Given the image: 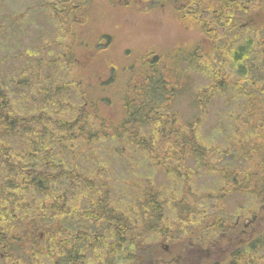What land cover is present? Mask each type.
<instances>
[{"label": "rangeland", "instance_id": "rangeland-1", "mask_svg": "<svg viewBox=\"0 0 264 264\" xmlns=\"http://www.w3.org/2000/svg\"><path fill=\"white\" fill-rule=\"evenodd\" d=\"M67 1L65 11L70 8L75 10L71 15L72 22L54 18L56 15H52V11L48 9L47 6L55 7L60 12L59 0H0V81L11 91L13 109L18 113L32 112L40 118L61 116L74 120L79 108L84 106L91 110L89 105L92 103V110L97 111L94 113L107 126H119L125 119V97L136 82H133L132 74H141L145 68H149L152 60L163 70L169 82L173 80L171 82L175 86L170 106L164 111H156V117H174L181 129H186L188 123L199 121L198 125L201 126L197 133L207 155L200 161L188 154V158L178 166L168 158L169 142L154 148L152 157L145 152H132L129 147L120 151L119 145L122 140L127 139V133L124 134V139L120 138L116 142L113 130L108 128L105 141H98L93 147L92 151L96 154L93 158L94 161L97 159L98 166L105 165L104 181L112 206L125 211L131 219H141L142 216L145 218V221L142 220L144 224L136 222L131 232L133 241L144 240L149 243L147 249L152 250V254L157 251L164 254L165 250L160 245L169 243L170 238L193 241L195 245L203 246L213 234L219 237L227 227L233 225L238 214L250 216V213L256 212L261 199L258 193L261 190H257L255 186L263 182V177L254 180L253 172L250 171L248 180H233L228 173L233 171L230 163L233 166L241 165V173L248 167L256 168L258 163L262 164L264 136L260 126L264 122V103L256 95H252L251 100L245 94H240L239 90L227 91V88H221L213 95L209 107L203 109L198 108L200 102L197 90L211 81L210 71L224 77L226 82H221L227 87L231 86L230 83L245 85L252 81L249 78H255V85L260 86L259 77L264 79V73L258 71L250 76L252 67L258 63L260 51L264 52V0L254 2L253 6L261 3L259 9L239 12L234 19L233 15L224 12L221 21H232L229 34L215 21L209 22L210 32H205V4L202 0H196L201 2L199 5L188 3V0H162L159 4L154 0ZM205 2L213 4V8H220L222 5L220 0ZM249 2L247 0V4ZM230 4H233L232 0ZM191 5L197 6L191 11ZM235 20L236 25H245L236 29ZM215 36L218 37L213 39ZM222 39L225 42L232 39V47H246L249 59L245 60L244 65L236 66L226 58L225 53H220ZM144 55L151 57L143 59ZM61 59H68L69 62L65 63ZM262 62L264 65V60ZM248 65H252L251 68ZM53 67L55 69L52 70ZM21 75L27 83L17 86L16 79ZM245 101H249L246 103L247 107ZM81 113V116L87 117L85 113ZM152 125L153 123L147 126ZM41 127L44 129L45 125L42 124ZM48 129L54 127L48 126ZM8 140L14 152L18 153L23 149L17 136L9 137ZM123 144L127 145L125 142ZM240 145L242 152L252 153L255 159L250 161L241 157L240 149L236 148ZM61 147L57 145L56 148L58 150ZM63 150H58V155L66 162L69 160V166L85 173L94 168L92 160L79 156L70 160V150H67L68 153ZM238 159H241L240 164L236 163ZM166 166L169 167V172L163 169ZM171 174L181 176L172 179ZM248 182L255 189L252 196L235 190L237 187L244 188L243 184ZM65 187V182L60 183L58 189L62 192ZM68 190L74 196L72 199L67 197L71 199L69 203H78V188L74 186ZM150 192L159 194L162 203L160 228L151 226L146 214L149 211ZM75 206L74 209L78 208V211L83 207ZM214 214L221 216L222 220L216 221ZM73 215H76L75 212ZM54 218L38 225L35 234L43 232L44 227ZM37 223L41 224L40 221ZM67 223L72 224L73 221ZM213 225L218 230L209 234ZM51 226L59 231L61 229L57 221L51 223ZM111 229L112 227L98 224L90 230L91 233L80 230L76 234L77 229L70 230V234L86 237L88 241L85 246L76 243L80 255L86 252L85 248L93 247L82 261L91 258L93 264L133 262V258L127 259L122 254L100 259L105 254L106 245L97 239L102 234L109 237ZM138 231L143 232V236L134 238ZM18 234L17 229L10 233L16 237ZM187 236L192 241L187 240ZM33 239L30 236L29 242L33 243L26 244L17 241V248L7 249L8 256L0 254V264H28L29 261L32 264H54L52 258L44 254L32 258L31 245L36 246ZM66 239L69 240L70 235H66ZM107 240L104 239L105 242ZM73 241L70 243L73 244ZM258 251L259 253L251 252L248 256L254 255L259 259L258 262H262L260 259L264 258V249L262 251L261 247ZM50 252L46 253L50 255ZM221 255L224 254L218 252L212 258L202 257L205 259L203 264L228 262L227 255H224L223 261H219ZM58 260L55 258L54 261L58 263Z\"/></svg>", "mask_w": 264, "mask_h": 264}, {"label": "trees", "instance_id": "trees-1", "mask_svg": "<svg viewBox=\"0 0 264 264\" xmlns=\"http://www.w3.org/2000/svg\"><path fill=\"white\" fill-rule=\"evenodd\" d=\"M115 1V0H112ZM127 2L130 0H126ZM149 1V0H146ZM157 4L162 0H154ZM222 5L220 8H213L214 5L205 0L201 2L205 5V11L203 19L205 18V26L203 27L206 33L210 30L209 22L215 21L217 24L224 27L229 34L232 27V21L230 19L221 21L223 13L227 12L229 15H233V19L236 18V14L239 12H253L260 8L259 6H253L254 2L250 5L242 2L241 0H232L233 4H230V0H220ZM61 2V11L59 12L55 7L47 6L52 15H56V19H61L63 22H72V16L74 9L70 8L65 11V5L67 0H59ZM200 3L196 0H188V3ZM133 3V2H132ZM197 5H192L193 7ZM73 12V13H72ZM72 15V16H71ZM232 19V20H233ZM249 22V21H248ZM213 23V22H212ZM236 25V20L234 21ZM248 24V23H247ZM243 26L238 23L236 29ZM236 34L233 35L235 37ZM215 36L213 39H216ZM233 40L225 42L223 39L220 41V45L223 46L220 53H225L226 58L236 66L244 65L245 60H248V51L246 47H232ZM264 52L261 50L258 55V63L251 69L252 77L258 71L264 73V65L262 57ZM65 55H63L64 57ZM143 59L151 57V55H144ZM206 61L208 55L205 56ZM140 59V57H139ZM67 63L69 61L61 59ZM249 64V63H248ZM252 65H248L251 68ZM135 84L130 88L129 94L126 95L124 100L125 119L119 126H107L98 116L94 113V104L89 102L87 104L91 107V110L87 107L79 108L76 112L78 116L73 120L64 119L61 116L56 118L36 116L32 112L29 114L18 113L14 110L11 103V91L7 89L0 81V254L1 256H8L7 249L14 250L17 241H22L23 244L29 243L30 236L34 237V241L38 242L39 234L43 233V244H38V248H33L32 258L40 256L42 253L44 256L52 258L54 264L55 258H59L58 248L65 250L63 256H67L72 250L71 239L73 237L70 234L71 229H77L76 231H83V229L93 228V224L96 221H100L102 224L106 223L113 225V229L109 236L111 237H124L122 238L125 247L134 246L139 248L137 255H152V250L146 248L145 241L139 240L138 245L129 239L131 232L135 228L137 221H141L143 224L145 221L142 216L141 219L128 217L125 211H120L113 207L109 199V190L107 184L104 181L106 175L104 174L105 165H97V159L93 156V147L99 143L98 141H105L107 138L105 132L108 128L114 132V140L119 141L120 138L124 139V134L127 133V139L122 140L119 145V150L125 151L126 147H129L132 152H145L146 155L152 157L154 148L158 145L162 146L169 142L170 147L167 150L168 158H171L176 162L178 166L188 158V154L198 158L200 161L204 160L207 155L206 149L201 142V138L197 130L199 129V121H194L187 124L186 129H181L176 124L174 117L157 116L156 111H164L169 106L174 98L175 86L167 80L166 75L160 67L156 66L152 60L149 63V68H145L139 75L132 74ZM22 77V78H21ZM16 79L17 86H23L27 83L25 77L21 75ZM211 81L205 86H200L197 90L198 108L209 107L213 95L219 91V89H226L231 91L239 90L240 94H245L249 99L253 100L252 95H256L260 102L264 103V79L259 77L260 86L255 85L253 79L237 86V83H230L231 86L225 85L222 80L224 77H220L218 73L210 71ZM26 82V83H25ZM15 86V87H17ZM245 86L247 88H245ZM250 92L252 93L250 95ZM250 101V100H249ZM245 101V107H247ZM252 105V104H250ZM251 108V107H250ZM247 109V108H246ZM85 113L87 117L81 116ZM94 115V119H93ZM97 116V118H96ZM149 117L151 120L145 121ZM171 117V115H170ZM157 118V120H156ZM148 127V124H152ZM45 125L44 129L41 127ZM157 124L159 125L157 127ZM48 126L54 127V129H48ZM164 126V127H163ZM163 127V128H161ZM262 128L261 134L264 136V122L260 126ZM259 128V126H258ZM56 132V135H53ZM17 136L22 142L23 149L16 153L10 147L9 137ZM125 142L127 145L124 146ZM60 143V144H59ZM57 145H61L58 150L68 153L70 150V160L73 157L79 156L92 160L94 168L88 173L81 172L75 167L69 166L58 155ZM262 146L264 147V141ZM71 147V148H70ZM123 148V149H122ZM240 149L239 153L241 157L252 161V153L242 152V146L236 147ZM91 149V151H90ZM188 149V152L186 151ZM242 149V150H241ZM128 153V152H127ZM246 154V155H245ZM235 160V157L232 156ZM82 159V158H81ZM241 159L236 160L237 162ZM236 162V163H237ZM162 163V162H161ZM157 165V164H156ZM233 171L228 174L230 179L236 180L238 178L242 181L248 180L250 171L253 172V179L263 177V182L258 183L255 188L261 190L258 193L260 201L264 203V160L262 164L258 163L256 168H247L242 173L240 171L234 172L236 169L231 163L229 164ZM161 166V165H159ZM164 166V164H163ZM166 172H169V167L163 168ZM238 172V173H237ZM181 175L171 174L172 179L179 178ZM184 176V175H182ZM226 179V176L224 177ZM66 183L65 191H59V184ZM241 182H239L240 184ZM249 184V187H247ZM230 185V184H228ZM244 188H250V191L254 193L250 182L244 183ZM77 187L76 200L78 203H69L73 196L68 192V188ZM242 187H237L239 189ZM71 199L69 200V198ZM29 198V199H28ZM81 207L80 211L74 209L76 206ZM149 211L146 214L150 219L149 224L160 228V223L163 214V207L159 194H153L150 192L148 200ZM75 212L76 215H73ZM218 214H220L218 212ZM58 216L62 217L63 230L59 231L58 228L51 226V223L58 220ZM216 221H221V216L214 214ZM55 217L46 227L43 232L35 234L38 225L45 224L46 221ZM76 217V226H66L65 219H73ZM80 219V220H79ZM147 219V220H148ZM143 220V221H142ZM40 221L41 224L37 222ZM79 224V225H78ZM218 224V223H217ZM150 229V227L145 223ZM152 227V228H154ZM50 228V229H49ZM13 229L19 231L18 238L14 235H10ZM65 230V231H64ZM79 233V232H78ZM76 233V234H78ZM143 234L142 232L139 233ZM66 235H70V239H66ZM59 237V238H58ZM76 237H79L76 235ZM141 237V236H139ZM81 240L82 238H78ZM32 240V241H33ZM60 241V242H59ZM10 243V244H9ZM79 243V241H77ZM67 246H64V245ZM112 244V242H110ZM74 245V243H73ZM83 245V244H81ZM80 246V245H79ZM12 247V248H11ZM253 249V244L249 246ZM51 251V252H50ZM39 252V253H38ZM46 252H50L48 255ZM251 253L248 248H231L228 249L226 254L225 264H264V258L260 259L262 262H258L259 259L253 256H248ZM231 256L230 260L227 257ZM224 255L219 256V261H223Z\"/></svg>", "mask_w": 264, "mask_h": 264}, {"label": "flooded vegetation", "instance_id": "flooded-vegetation-1", "mask_svg": "<svg viewBox=\"0 0 264 264\" xmlns=\"http://www.w3.org/2000/svg\"><path fill=\"white\" fill-rule=\"evenodd\" d=\"M193 6L191 5V11L193 10ZM258 214H250V216L245 215H237L236 220L234 224L231 226L232 231L227 233V239L228 244L226 243V248H245L252 245V242L255 238L259 236V232L262 228L264 230V203L259 206ZM106 227H108V224L104 223ZM73 226H76L75 224ZM93 227H97V224L94 223ZM113 229V226H112ZM91 229L86 228L85 233H91ZM99 230V229H98ZM79 231H76L78 233ZM224 237V235H223ZM76 238V239H75ZM82 238V237H79ZM122 238L124 237H112V240L114 241L112 244H106L101 242L102 237L98 238L97 240L101 242V244L106 245L105 254L100 257V259H103L107 256L109 258H113L115 255L122 254L124 256V244ZM187 240L192 241V239L187 236ZM74 242V245L71 244L72 250L67 256H63L65 253V250L62 248H59V254H58V263L56 264H93L91 261V258H87L86 261H82L83 257H86V254L91 252L93 250V247L89 246L86 249V252L81 254L78 252V249L76 247L77 241H79L80 244H87L88 241L86 237L79 240L76 235H73L72 239ZM169 243L161 244L160 246L165 250L164 254L162 253H156V254H146L143 256L135 255L136 260L133 261L131 264H203L204 260L202 257L212 258L214 257V250H218L220 247L215 245V242H210L209 246H197L192 242L188 241H178L169 239ZM188 245L192 246L193 252L196 253L197 251H206L205 253H201L197 256H189V248ZM216 246V247H215ZM34 247V245H32ZM100 247V246H99ZM35 250L38 248V246L34 247ZM203 248V249H202ZM226 251V250H225ZM33 253V252H32ZM39 253V252H38ZM66 254V253H65ZM103 254V253H102ZM9 255V254H8ZM108 258V259H109ZM134 258V259H135ZM98 259V260H100ZM107 259V260H108ZM81 260V263L79 262ZM124 264V263H123Z\"/></svg>", "mask_w": 264, "mask_h": 264}, {"label": "bare ground", "instance_id": "bare-ground-1", "mask_svg": "<svg viewBox=\"0 0 264 264\" xmlns=\"http://www.w3.org/2000/svg\"><path fill=\"white\" fill-rule=\"evenodd\" d=\"M55 66H56V65H55ZM55 66H54V67H55ZM54 67L52 68V70L55 69ZM49 69H50V68H49ZM47 70H48V69H47ZM50 71H51V70H50ZM79 220H80V219H79ZM78 225H79V224H78ZM58 238H59V237H58ZM59 242H60V241H59Z\"/></svg>", "mask_w": 264, "mask_h": 264}]
</instances>
